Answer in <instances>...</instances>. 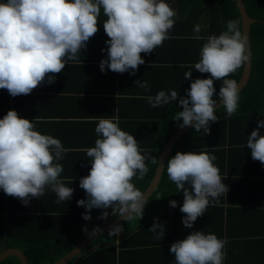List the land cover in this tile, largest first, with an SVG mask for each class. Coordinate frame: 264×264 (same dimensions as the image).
<instances>
[{
    "label": "clouds",
    "instance_id": "clouds-1",
    "mask_svg": "<svg viewBox=\"0 0 264 264\" xmlns=\"http://www.w3.org/2000/svg\"><path fill=\"white\" fill-rule=\"evenodd\" d=\"M101 9L106 19L103 29L109 38L106 43L107 58L99 64L102 73L135 75L145 63L141 53L151 54L165 40L175 24L176 11L166 0H3L0 2V89L10 96L29 95L45 83L55 82L70 61H77L87 42L99 31ZM199 33L200 26L194 28ZM199 38V37H197ZM247 37L240 29L239 20H229L225 30L218 36L206 38L200 51L199 62L194 69L210 78L192 79V71L185 72L184 79L191 81L185 97L175 90L159 91L146 97L156 108L178 101L182 110L174 117L179 127H192L209 134L210 124L219 120L215 114L216 101L212 99L214 80L222 81L219 98L228 116L236 113L239 103V84L227 78L244 65L247 55ZM151 66V65H150ZM148 89L144 80L135 82ZM95 133L99 138L95 146L86 149L91 158L87 176L80 178L79 187L86 199L77 201L78 207L86 209L82 218L91 220L92 209L118 211L125 221L134 216L142 218L148 204L145 193L132 183L134 177L143 179L148 172L147 159L160 164L156 157L142 154L133 135L120 129L119 118L96 117ZM264 119L257 121V128L248 136L246 147L253 161L264 165ZM68 150L61 141L51 135L41 134L35 125L21 118L15 110H9L0 119V189L25 206L39 199L50 188L58 197L57 203L71 199L74 189L65 186L60 179L63 159ZM216 157L208 152H177L167 163V175L178 190L183 192L180 211L185 214L182 223L193 228L198 217L204 216L210 199L218 203L229 189L222 182ZM185 184L190 187L186 188ZM170 207H177L175 200ZM104 211L99 217L107 219ZM83 231L87 233V228ZM99 231L96 228L91 233ZM122 226L114 227L109 235H118ZM157 239L165 235V228L156 222L149 229ZM226 241L215 234L192 231L183 240L174 242L170 253L174 264H223Z\"/></svg>",
    "mask_w": 264,
    "mask_h": 264
},
{
    "label": "crops",
    "instance_id": "crops-1",
    "mask_svg": "<svg viewBox=\"0 0 264 264\" xmlns=\"http://www.w3.org/2000/svg\"><path fill=\"white\" fill-rule=\"evenodd\" d=\"M166 2L177 13L175 0ZM105 19L101 10L99 31L81 50L77 61H70L61 73L56 74L54 83L45 81L31 94L17 97L0 89V119L9 110H15L21 118L33 122L35 130L59 139L68 150L57 162L63 166L60 179L65 186L74 189L71 199L57 203L58 197L47 188L44 195L33 198L27 206L0 189V220H8L13 226L28 227L70 224L91 227L109 223L115 216L112 209H92L89 213L91 220L85 221L82 215L86 209L77 206V201L86 199L79 180L90 172L91 158L85 150L94 147L99 138L95 133L96 117H118L120 129L134 136L143 155L154 152L160 145L168 113L180 111L182 107L178 101H172L153 108L146 97L155 96L161 90H175L180 97H185L191 83L184 79L188 71H192L193 80L208 78V74L194 69L205 43L202 36L207 27L201 17L182 25L175 23L169 31L170 39L151 54L141 53L145 63L138 67L135 75L100 71V61L107 58V52L101 50L106 49L105 42L109 39L103 29ZM196 25L200 26L199 33L194 31ZM180 30L182 33L177 34ZM139 80L146 81L149 90L135 85ZM150 161H145L147 167ZM214 162L229 189L226 196L222 194L218 203L209 198L204 216L198 217L193 228L188 229L182 223L185 214L180 211L183 192L174 183L164 185L158 191H155L156 187L147 198L142 218L134 216L120 223L123 231L114 236V245L122 242L124 247L119 251L117 264H174V254L169 251L171 245L185 239L192 231L213 233L226 241L223 264H264V165L252 160L251 151L246 146H236L224 173L220 161L215 159ZM138 176L137 173L133 180ZM185 187L190 186L185 184ZM171 200L177 202V207H170ZM104 211L108 212V217L100 219ZM154 218L165 228L164 238L157 239L149 231ZM7 243L12 244V241ZM8 248L20 250L13 245ZM5 249L4 242H0V252Z\"/></svg>",
    "mask_w": 264,
    "mask_h": 264
},
{
    "label": "trees",
    "instance_id": "trees-1",
    "mask_svg": "<svg viewBox=\"0 0 264 264\" xmlns=\"http://www.w3.org/2000/svg\"><path fill=\"white\" fill-rule=\"evenodd\" d=\"M242 3L248 16L258 21L250 25L251 70L246 85L239 92L237 111L232 116H225L227 113L223 106L216 108L215 114L219 120L210 124L209 134H204L202 129L197 132L192 127L186 131L167 156L155 191L164 185L173 184L167 175V163L177 152H208L220 161L221 171L224 173L226 164L230 163L236 146H246L248 136L257 128V121L264 119V0H242ZM175 4L178 15L175 23L182 25L183 22L197 21L199 17L206 23L207 28L202 36L204 42L208 36H218L225 30L227 21H240L234 0H175ZM176 33L181 34L182 31ZM242 67L243 65L227 78L238 81ZM208 78H210V74H208ZM221 84L222 81L214 80L216 91L212 97L213 100L219 97ZM178 112L177 110L168 113L164 122L165 127L161 132L160 145L154 152L150 151L145 155L159 157L167 140L179 127V124H182V121H174ZM259 131L261 135H264V128H260ZM149 164L148 172L143 179L137 178L132 181L142 193L152 179L156 168V164H152L151 161ZM222 182L224 183L223 179ZM114 214L119 216L118 211ZM99 227H101L99 224L91 227L75 224L52 227L48 225L28 227L21 224L13 226L8 220L1 219L0 242H4L6 248L11 245L19 248L29 264H52L74 248L83 236L89 235ZM84 228H87V233L83 231ZM110 231L96 238L66 264H117L119 251L124 247V244L119 242L117 246L114 245V235H109ZM39 233L43 235L37 236ZM45 233H47L46 236H44ZM9 240L12 241V244L7 243ZM97 245L100 247L96 248ZM0 264L20 263L16 257L12 256L4 259Z\"/></svg>",
    "mask_w": 264,
    "mask_h": 264
},
{
    "label": "water",
    "instance_id": "water-1",
    "mask_svg": "<svg viewBox=\"0 0 264 264\" xmlns=\"http://www.w3.org/2000/svg\"><path fill=\"white\" fill-rule=\"evenodd\" d=\"M234 1L237 7V11L240 16L241 31L247 37L246 49H247V55L249 56L248 61L242 67V73L240 75V78L237 81L239 84V90L241 91L248 81L250 70H251V52H250V41H249L250 25L253 22H256L258 20L248 16V14L246 13L245 7L242 3V0H234ZM215 101L217 102L216 105H214L215 108H219L220 106H222V101L220 100L219 97L216 98ZM225 116H228V114H225ZM190 128L191 127H187V126L184 128L178 127L175 130V132L170 136V138L168 139L164 147L162 148L159 158H158V160L160 161V164L159 163L157 164L154 176L149 182L147 188L143 192L145 193L146 199L152 194V192L155 190L156 186L158 185L166 158L169 155L170 151L174 147L175 143L179 140V138ZM122 221H124V219L121 218L120 216L111 217L109 223L99 227L98 232H96L94 235L90 233L89 235L85 236L66 255H64L61 259L57 260L56 262L52 264L68 263L73 257L78 255L86 246L91 244L96 238L106 233L107 231L112 230L114 227L119 226ZM12 256L16 257L20 264H29L25 255L20 250L15 249V248H7L4 251L0 252V262Z\"/></svg>",
    "mask_w": 264,
    "mask_h": 264
}]
</instances>
